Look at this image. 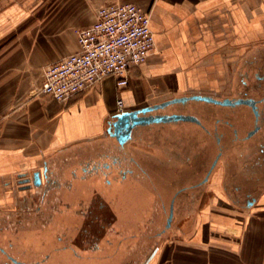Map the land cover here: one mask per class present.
<instances>
[{"label":"crops","instance_id":"1","mask_svg":"<svg viewBox=\"0 0 264 264\" xmlns=\"http://www.w3.org/2000/svg\"><path fill=\"white\" fill-rule=\"evenodd\" d=\"M117 1L149 14L155 49L148 61L130 69L124 88L108 75L68 102L41 93L46 66L79 50L76 30L93 23L99 5ZM258 39L264 0H0V192L10 193L0 203L15 210L18 174L45 160L107 148L118 98L126 109L143 104L144 76L179 72L183 94L224 92ZM229 175L218 168L195 188L199 198L177 213L167 237L149 241L138 231L100 264H264V186L252 187L248 202L249 190L237 198Z\"/></svg>","mask_w":264,"mask_h":264},{"label":"flooded vegetation","instance_id":"2","mask_svg":"<svg viewBox=\"0 0 264 264\" xmlns=\"http://www.w3.org/2000/svg\"><path fill=\"white\" fill-rule=\"evenodd\" d=\"M256 42L222 95H178L213 101L139 113L195 119L139 124L121 142L113 117L104 150L45 160L18 174V189L32 194L17 197L15 210L0 211V264L103 263L113 245L138 231L149 241L169 231L177 213L199 198L194 189L218 168L230 173L224 180L237 198L247 189L245 198L254 201L251 188L264 186V39Z\"/></svg>","mask_w":264,"mask_h":264},{"label":"built area","instance_id":"3","mask_svg":"<svg viewBox=\"0 0 264 264\" xmlns=\"http://www.w3.org/2000/svg\"><path fill=\"white\" fill-rule=\"evenodd\" d=\"M76 33L79 50L47 65L40 87L41 93L61 102L108 75L116 76L118 87H126L130 69L144 63L155 49L150 16L134 2L99 5L93 23ZM123 110L126 107L120 97L117 112Z\"/></svg>","mask_w":264,"mask_h":264},{"label":"water","instance_id":"4","mask_svg":"<svg viewBox=\"0 0 264 264\" xmlns=\"http://www.w3.org/2000/svg\"><path fill=\"white\" fill-rule=\"evenodd\" d=\"M188 99H198V100H207V101H213V97L209 95H203V94H193V95H185V96H178L173 97L168 100L162 101L160 103L152 104L143 108L138 109H126L121 112H117L114 114V118L116 119L113 122L115 132L114 134L118 136L119 140L121 142L126 141L131 132L132 129L139 125V124H147L154 121H169L171 119H195V117L189 116V115H140V112H146L148 110L158 109L165 106H168L173 103L186 101ZM171 219V217H170ZM169 219V220H170ZM170 222V221H169ZM169 225V224H168Z\"/></svg>","mask_w":264,"mask_h":264},{"label":"rangeland","instance_id":"5","mask_svg":"<svg viewBox=\"0 0 264 264\" xmlns=\"http://www.w3.org/2000/svg\"><path fill=\"white\" fill-rule=\"evenodd\" d=\"M147 61H148V59L144 63H146ZM144 63H142L136 67H140ZM142 80L147 83L146 84L147 89H148L147 97H146L145 101L143 102V104L137 105L136 107L149 105V102H152V101L158 100V99H162V98H165L168 96L182 95L184 93V90L187 89L185 86V82H184L185 79L180 77L179 72L175 73L174 77H172V76L168 77V76H166V73H158L155 75L154 74L149 75L148 77L144 76V78H142ZM167 81H169V82H167ZM167 84H169V85L167 86ZM222 93L223 92H217L215 94L222 95ZM145 147L148 148V145H145ZM149 149L152 150V147H149ZM16 185H17V183H16ZM15 187H16V189L11 190V192L13 191L12 192L13 196L19 197V193L32 194V191H29V192L20 191L17 186H15ZM0 194H1L0 196H6V195H9L10 193H9V191H7V192L4 191L2 193L0 192ZM12 194H11V197H12ZM3 198L1 199L2 203L5 202V200ZM6 203H4L3 205L0 203V211H9V210H7L8 207L7 208L3 207L4 205H7ZM164 220H165V217L162 215L161 216V224L162 225L164 223ZM167 236H168V231L166 233H163L161 235V238L167 237Z\"/></svg>","mask_w":264,"mask_h":264}]
</instances>
